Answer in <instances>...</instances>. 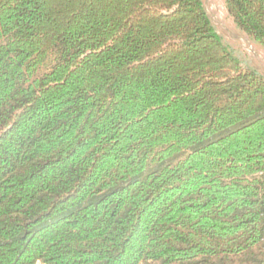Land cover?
I'll list each match as a JSON object with an SVG mask.
<instances>
[{
    "label": "trees",
    "instance_id": "obj_1",
    "mask_svg": "<svg viewBox=\"0 0 264 264\" xmlns=\"http://www.w3.org/2000/svg\"><path fill=\"white\" fill-rule=\"evenodd\" d=\"M0 264H264V76L203 0H0Z\"/></svg>",
    "mask_w": 264,
    "mask_h": 264
},
{
    "label": "rangeland",
    "instance_id": "obj_2",
    "mask_svg": "<svg viewBox=\"0 0 264 264\" xmlns=\"http://www.w3.org/2000/svg\"><path fill=\"white\" fill-rule=\"evenodd\" d=\"M205 9L224 41L264 76V49L240 31L227 12L225 0H203Z\"/></svg>",
    "mask_w": 264,
    "mask_h": 264
}]
</instances>
